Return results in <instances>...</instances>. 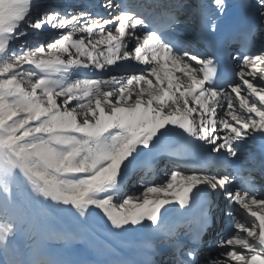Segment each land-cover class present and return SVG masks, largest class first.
Masks as SVG:
<instances>
[{"label":"snow or ice","instance_id":"6c2138e0","mask_svg":"<svg viewBox=\"0 0 264 264\" xmlns=\"http://www.w3.org/2000/svg\"><path fill=\"white\" fill-rule=\"evenodd\" d=\"M42 202L103 264H264V0H0V264H101L16 245Z\"/></svg>","mask_w":264,"mask_h":264},{"label":"rangeland","instance_id":"374dc122","mask_svg":"<svg viewBox=\"0 0 264 264\" xmlns=\"http://www.w3.org/2000/svg\"><path fill=\"white\" fill-rule=\"evenodd\" d=\"M48 203H44V202H42L39 206H37V207H40V208H43L45 205H47Z\"/></svg>","mask_w":264,"mask_h":264}]
</instances>
